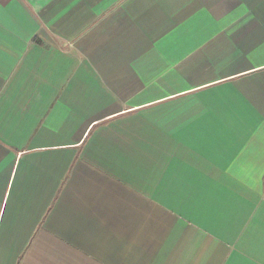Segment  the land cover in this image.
<instances>
[{
	"label": "crops",
	"instance_id": "crops-1",
	"mask_svg": "<svg viewBox=\"0 0 264 264\" xmlns=\"http://www.w3.org/2000/svg\"><path fill=\"white\" fill-rule=\"evenodd\" d=\"M0 264H264V0H0Z\"/></svg>",
	"mask_w": 264,
	"mask_h": 264
}]
</instances>
